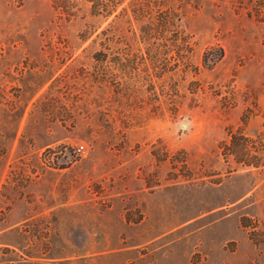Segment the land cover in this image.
<instances>
[{"label":"rangeland","instance_id":"obj_1","mask_svg":"<svg viewBox=\"0 0 264 264\" xmlns=\"http://www.w3.org/2000/svg\"><path fill=\"white\" fill-rule=\"evenodd\" d=\"M110 1L0 0V264H264V0Z\"/></svg>","mask_w":264,"mask_h":264},{"label":"trees","instance_id":"obj_2","mask_svg":"<svg viewBox=\"0 0 264 264\" xmlns=\"http://www.w3.org/2000/svg\"><path fill=\"white\" fill-rule=\"evenodd\" d=\"M103 8H104V10L105 11H107V14H105V16H104V14L102 15V14H100V15H102V16H104L105 18H107V17H109L111 14H113V12L115 11V8H117V5H115V6H113V2L112 1H110V0H103ZM208 56V55H207ZM206 56V61H208L209 60V58Z\"/></svg>","mask_w":264,"mask_h":264},{"label":"built area","instance_id":"obj_3","mask_svg":"<svg viewBox=\"0 0 264 264\" xmlns=\"http://www.w3.org/2000/svg\"><path fill=\"white\" fill-rule=\"evenodd\" d=\"M83 148V146H80L79 148H78V150H81Z\"/></svg>","mask_w":264,"mask_h":264},{"label":"crops","instance_id":"obj_4","mask_svg":"<svg viewBox=\"0 0 264 264\" xmlns=\"http://www.w3.org/2000/svg\"><path fill=\"white\" fill-rule=\"evenodd\" d=\"M0 232H1V231H0ZM29 259H30V258H27L26 262H28V261H29Z\"/></svg>","mask_w":264,"mask_h":264},{"label":"bare ground","instance_id":"obj_5","mask_svg":"<svg viewBox=\"0 0 264 264\" xmlns=\"http://www.w3.org/2000/svg\"><path fill=\"white\" fill-rule=\"evenodd\" d=\"M185 127H187V124H185Z\"/></svg>","mask_w":264,"mask_h":264}]
</instances>
